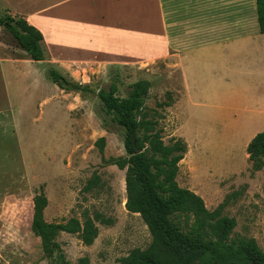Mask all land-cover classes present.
<instances>
[{
  "label": "rangeland",
  "instance_id": "374dc122",
  "mask_svg": "<svg viewBox=\"0 0 264 264\" xmlns=\"http://www.w3.org/2000/svg\"><path fill=\"white\" fill-rule=\"evenodd\" d=\"M3 56L1 52L0 59ZM160 63L146 64L148 69L140 72H124L120 64H98L78 67L72 75L99 89L108 88L118 72L122 97L131 83L148 76L153 84L148 105L156 107L160 99H171L165 87L170 82L162 81ZM9 65L0 60V264H49L41 239L31 228L33 198L42 188L48 197L46 220L65 222L76 217L85 223L89 218L98 229L92 242H85L82 233L59 234L70 264H81L84 257L89 258L88 264H121L133 249L147 248L152 241L147 224L125 206L126 169L103 160V156L107 161L129 156L123 131L115 124L105 125L100 99L61 91L48 78L45 64L29 56ZM154 67L157 70L151 73ZM157 109L163 115L161 126L167 127L164 140L169 142L170 112ZM186 114L191 126L196 121L193 115L199 117L204 134L199 151L207 157L201 165L219 169L228 155L237 159L231 104H189ZM101 137L106 138L103 155L97 145ZM178 182L196 189L209 185L185 164ZM211 184V196L203 199L211 209L226 200L224 214L237 220L230 237L255 238L264 250V168L224 173Z\"/></svg>",
  "mask_w": 264,
  "mask_h": 264
},
{
  "label": "crops",
  "instance_id": "0c3cea01",
  "mask_svg": "<svg viewBox=\"0 0 264 264\" xmlns=\"http://www.w3.org/2000/svg\"><path fill=\"white\" fill-rule=\"evenodd\" d=\"M7 14L42 32L45 59L34 61L68 71L72 78L78 67L120 64L124 72H140L161 61L158 70L162 81L170 82L165 85L170 104L160 99L156 107L149 106V93L140 117L146 132H159L165 144L183 155L177 182L185 164L209 184L196 189L178 182L181 187L205 199L212 194V180L224 173L264 168L262 163L256 169L247 151L253 137L264 131V33L256 0H0V16ZM1 52L0 60L9 67L28 56L3 26ZM209 103L232 105V135L240 152L235 161L228 155L219 169L201 165L207 158L199 151L204 134L199 117L193 115L191 126L186 114L189 104ZM160 107L170 112L169 142L164 140L167 127L161 126ZM205 203L209 210L222 207L226 215V200L213 209Z\"/></svg>",
  "mask_w": 264,
  "mask_h": 264
},
{
  "label": "trees",
  "instance_id": "16d2710c",
  "mask_svg": "<svg viewBox=\"0 0 264 264\" xmlns=\"http://www.w3.org/2000/svg\"><path fill=\"white\" fill-rule=\"evenodd\" d=\"M260 31L264 33V0H256ZM0 26L9 30L17 44L32 60L45 59L43 34L22 18L0 16ZM108 88H94L77 81L55 66L47 76L66 92L96 95L103 106L106 126L117 125L124 134V145L129 157L103 160L126 169V208L139 213L152 235L150 245L135 248L121 259V264H264V250L255 238L231 234L237 225L235 217L222 214V207L209 210L199 194L181 187L176 175L181 153L164 143L159 132L148 133L146 121L140 117L150 93L152 82L138 79L129 85L126 96H120L121 78L114 72ZM166 105L170 101H165ZM106 138L97 141L100 153L105 150ZM139 150V153L137 151ZM249 157L260 169L264 163V131L256 134L247 147ZM92 186V182L89 183ZM32 231L42 242L49 264H70L58 241L62 232L82 233L85 242H92L98 229L91 219L82 223L72 217L65 222H50L45 218L48 197L43 188L34 196ZM89 258L81 259L88 264Z\"/></svg>",
  "mask_w": 264,
  "mask_h": 264
},
{
  "label": "water",
  "instance_id": "95a60500",
  "mask_svg": "<svg viewBox=\"0 0 264 264\" xmlns=\"http://www.w3.org/2000/svg\"><path fill=\"white\" fill-rule=\"evenodd\" d=\"M137 153H139V150L137 151Z\"/></svg>",
  "mask_w": 264,
  "mask_h": 264
}]
</instances>
